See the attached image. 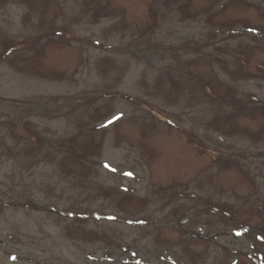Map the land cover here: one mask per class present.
<instances>
[{"label":"rangeland","instance_id":"obj_1","mask_svg":"<svg viewBox=\"0 0 264 264\" xmlns=\"http://www.w3.org/2000/svg\"><path fill=\"white\" fill-rule=\"evenodd\" d=\"M0 264H264V0H0Z\"/></svg>","mask_w":264,"mask_h":264}]
</instances>
